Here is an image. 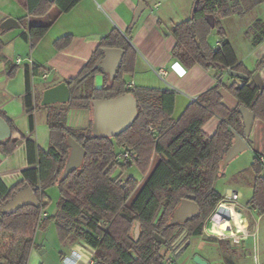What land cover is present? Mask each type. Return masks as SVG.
I'll return each mask as SVG.
<instances>
[{
	"label": "trees",
	"instance_id": "trees-1",
	"mask_svg": "<svg viewBox=\"0 0 264 264\" xmlns=\"http://www.w3.org/2000/svg\"><path fill=\"white\" fill-rule=\"evenodd\" d=\"M81 1L26 0L27 17L37 21L30 24L28 34H21L22 38L34 49L55 21ZM260 5H264V0H193L191 17L172 27L176 39L172 59L186 69L199 66L211 71L217 80V84L200 94L178 119L173 118L174 90L139 86L126 90L125 76L133 75L136 63V51L129 40L131 30L123 34L114 29L104 36L79 75L69 80L70 100L64 104L41 106L46 110L49 148L44 150L33 139L21 134L26 141L31 168L23 171L22 180L11 188L0 178L2 204L26 187L33 189L39 201L38 207H24L13 214L0 212V264H28L37 230H47L52 223L61 243L83 241L92 247L95 264H171L173 257L170 254L182 242V250H186L191 239L205 238V226L223 200L215 184L224 174V158L235 134L244 133L239 109L224 105L222 90L227 89L239 106L252 111L264 123V90L253 82L264 62L255 71H249L228 39L223 21L233 16H245ZM210 15L215 18L214 27L207 20ZM45 17L46 22H38ZM26 18L20 21L25 22ZM213 33L222 42L219 48L209 41ZM251 33L255 46L264 42V24L260 19L253 23ZM72 40L73 37L67 35L57 39L54 46L62 50ZM4 47L0 32V55ZM105 49L124 52L112 80L99 67ZM40 71L36 66L26 70L24 107L31 132L35 129V111L40 107L32 94V78L38 77ZM230 71L247 78L239 79L238 83L237 78L230 77L232 82L226 83L224 78ZM15 73L16 68H12L9 76L13 77ZM100 74H104L105 83L96 87L95 77ZM128 93L137 101L138 116L119 136L95 137L92 123L87 128L68 125L70 111H92L93 101L115 99ZM0 117L7 119L1 110ZM213 117H218L220 123L216 132L208 136L203 127ZM7 122L13 132L18 133L10 120ZM70 138L84 148L85 158L80 168L63 177L71 153ZM17 143V140H8L0 143V148L9 155L15 151ZM123 147L131 153L129 161L119 158ZM156 157L157 164L151 171ZM132 164L148 176L135 197L139 182L133 177L124 179L122 175L114 174L118 166L127 170ZM250 169L254 175V194L249 205L263 215L264 168L259 158H255ZM53 187H57L60 195L56 212L40 220L50 203V200L45 202L47 191ZM191 196L195 197L200 215L170 226L174 211ZM102 222L108 223L107 229L100 226ZM137 224L141 225L138 242L134 234Z\"/></svg>",
	"mask_w": 264,
	"mask_h": 264
},
{
	"label": "crops",
	"instance_id": "crops-1",
	"mask_svg": "<svg viewBox=\"0 0 264 264\" xmlns=\"http://www.w3.org/2000/svg\"><path fill=\"white\" fill-rule=\"evenodd\" d=\"M140 1L143 0H82L69 13L62 14L39 44L31 49L30 43L23 39L21 34L23 32L28 34L30 24L37 20L27 17L26 0H0V26L9 18L15 19L20 26L15 29L0 27L1 39L5 43L0 55V110L18 130V133L13 132L7 119L2 118L11 130V137L0 140V143L8 140L18 141L12 154L7 155L0 148V178L8 187L11 188L19 183L23 178V171L31 168L27 157L26 141L21 134L26 138L35 136L33 139L35 143L44 149L47 141L45 133L49 130L45 109H43L45 119L41 121L36 118L38 110L35 111V129L33 132L30 130L29 118L24 107V97L27 94V68L32 70L36 66L48 74V77L43 79L40 71L38 77L32 78V94L38 104L45 106L42 104L44 92L77 77L104 36L114 29H118L123 34L131 30L129 40L136 51V63L135 72L127 84H133L134 87L174 90L176 103L173 118L178 119L200 94L217 84L213 72L206 71L199 66L186 69L181 63L172 59L171 51L176 43L172 27L183 20L178 21L166 11L169 1H143L146 8L137 23L132 26L134 13ZM250 15L249 18L248 16H233L223 23L227 37L239 60L249 71L253 72L262 61L264 62V42L258 46L254 45L251 27L257 19L264 24V5L251 11ZM22 18H26L25 22L22 20L23 23L20 21ZM236 29L239 37L232 35ZM67 35L73 37L71 44L65 49L57 50L54 46L55 41ZM231 36L235 38V41ZM214 39L215 43H210L215 48L221 47L222 42L219 37L215 36ZM18 58L22 60L20 64H17ZM176 63L180 66L179 68L173 67ZM12 68H16V73L10 77L9 72ZM161 68L167 71L165 77L158 75ZM181 68L184 69L182 74L178 70ZM258 73L264 81V67ZM230 77H232L230 74L226 75L224 81L232 82ZM236 80L240 83L239 79ZM104 83V74L95 77L96 87H102ZM221 93L223 103L227 108L239 109L241 107L227 89H223ZM83 112L88 113V110ZM71 113L72 111L69 112L67 118L69 126L73 128L89 126V123L88 126H83L79 121L71 120ZM85 117L88 116L85 115ZM92 119L93 115L91 120L88 118L90 124ZM21 120H25L24 133L20 130ZM219 123L218 117L211 118L204 125V132L208 136L213 135ZM246 143L247 150L229 162L225 169L223 168L224 174L217 180L218 189H216L223 196L222 202L227 207L231 219L227 222L229 228L222 226L221 228L227 229L229 234L236 239L237 244L219 238L217 231H215L216 234L211 233L208 224L212 222L210 219L206 232L209 237H216L215 240L209 242L199 238L191 239L186 250H182L184 242L181 241L182 244L170 254L173 257L171 264H196L193 261L196 255L201 256L209 264L264 263V214L261 215L249 205L254 194V175L250 167L255 158L264 159V123L257 117ZM156 158L158 160V157ZM247 170L250 171L247 176L243 177L241 174ZM262 175L264 176V170ZM49 200L48 196L45 202ZM8 202L2 204L0 196V212ZM55 212L56 209L51 214L49 207L43 211L47 216ZM216 217L219 218L217 215ZM54 229L56 226L52 223L47 230L41 229L40 236L36 232L28 264H61L62 259L72 256L73 252L81 255L82 264H95L93 258L95 250L83 241L45 242L47 237L45 233H54Z\"/></svg>",
	"mask_w": 264,
	"mask_h": 264
},
{
	"label": "water",
	"instance_id": "water-1",
	"mask_svg": "<svg viewBox=\"0 0 264 264\" xmlns=\"http://www.w3.org/2000/svg\"><path fill=\"white\" fill-rule=\"evenodd\" d=\"M146 5L143 1L139 2V5L134 13V19L132 26H134ZM209 24L214 27L215 18L210 15L207 18ZM16 25V26H15ZM2 29H15L20 28L19 24L15 19L9 18L5 20L1 26ZM124 52L120 49H105L104 58L99 63V67L109 75L112 80L120 66ZM230 76L237 79L245 80L247 77L243 74L236 72H229ZM253 82L258 86V88L264 90V81L259 73L255 74L253 77ZM71 94L69 89V81L61 83L55 87L49 88L44 92L43 105L50 104H64L70 100ZM239 112L242 116L244 123V133L243 135L235 134L234 142L230 149L228 150L224 161L223 168L225 169L229 162L235 159L238 155L247 150V139L250 137L252 130L255 125L256 115L244 106L239 108ZM92 133L95 137L102 138H115L120 134L127 131L135 122L138 116V106L137 101L132 94H125L115 99H102L95 100L92 103ZM11 137V130L5 120L0 117V140ZM71 147L70 157L66 163L65 171L63 177L74 170L81 167L85 158L84 148L77 143L74 139L70 138L68 140ZM39 206V201L31 187H26L19 191L2 209V213L13 214L18 210L29 207ZM200 215V209L195 202V197L191 196L181 202L179 207L174 211L170 226L185 223L187 220L193 219ZM135 241L138 242L141 235V225L137 224L134 230ZM160 241H162L158 236H156ZM163 242V241H162ZM196 264H209L201 256L196 255L193 258Z\"/></svg>",
	"mask_w": 264,
	"mask_h": 264
},
{
	"label": "rangeland",
	"instance_id": "rangeland-1",
	"mask_svg": "<svg viewBox=\"0 0 264 264\" xmlns=\"http://www.w3.org/2000/svg\"><path fill=\"white\" fill-rule=\"evenodd\" d=\"M148 1H150V2L151 1L152 2L153 1H161V2L169 1L170 3H169V5H167L166 11L168 13H170L173 17H175V19H177L178 21H182V20L184 21L185 19H188L192 15V10H193L192 4H193V0H148ZM245 16H248L247 18L251 17L250 13L249 14H246ZM46 20L47 19L45 17V18L39 19L38 22L44 23V22H46ZM234 31H235V33L232 34L233 37L238 36L237 35L238 34L237 29L234 30ZM234 34H236V35H234ZM215 36H217L215 33H213L210 36L209 41L211 43H215L214 42L215 41V39H214ZM233 37H232V40L235 41V38H233ZM125 80H126V82H130L131 81V75H126L125 76ZM37 81L40 82L41 80H37ZM39 106L40 107H37L38 114H37L36 118H37L38 121H41V120H44L45 119V117L43 116V115H45V113L43 112V109L41 107L42 106L41 103H39ZM83 111H86V110H72V113L70 115V117H72L71 120L73 119V120L79 121L83 126L84 125H87L89 123L88 125L90 126L89 120H91V118H92L91 111L88 110V113L87 112H83ZM84 114L86 116H88V117H85ZM88 118H89V120H88ZM21 121H22V123L20 124L21 125L20 126V130L24 133L25 128H26L25 120H21ZM44 132H45V130H44ZM45 134H46L45 138L47 139V141H46V144H45V146L43 148H44V150H47L49 148V137H48L49 130H47ZM31 139H35V136L34 137L32 136ZM157 161H158L157 158H154L151 171L155 168V166L157 164ZM249 171L250 170H247L246 172L242 173L241 175L243 177H245V176H247V173ZM114 174L115 175H122L124 179H127L128 177H133V178H135L139 182V188H138L136 194L134 195V197L140 192V190L145 185L146 180L148 178V176H145L144 174H142L139 171V169L136 167L135 164H132L131 167L128 168L127 170H124L121 166H118L115 169ZM217 182L215 184L216 185V189H218L217 188ZM48 196H49L50 201H52L49 204V206H48L49 207V212L52 214L54 212V210L56 209V204H57V201H58V199L60 197L59 191H58L57 187H53V188L49 189ZM208 224H209V227H210L209 228L210 231H212L211 233L216 234V232H215L216 231V227L212 224V222H211V224L210 223H208ZM221 226L223 228H229L227 222L221 224ZM41 233H42V230L41 229L37 231V235L38 236H40ZM45 234H47V237L45 238V242H60L58 240V236H57L56 229H54V233H52V232H46ZM226 234H227V237H225V240H228L230 242H233L232 241V236H229L230 235L229 234V231H226ZM215 238L216 237H208V236H205V238H199V239H202L203 241L213 242L215 240ZM39 241L40 240L38 239V242Z\"/></svg>",
	"mask_w": 264,
	"mask_h": 264
},
{
	"label": "built area",
	"instance_id": "built-area-1",
	"mask_svg": "<svg viewBox=\"0 0 264 264\" xmlns=\"http://www.w3.org/2000/svg\"><path fill=\"white\" fill-rule=\"evenodd\" d=\"M155 7H158V5H155ZM22 62L21 58H18L17 59V64H20ZM179 68L180 66L176 63L173 67L175 68ZM180 71V73H184V69H178ZM41 76L43 79H46L48 77V74L46 71H42L41 72ZM158 75L160 77H165L167 75V71L163 68H161L159 71H158ZM134 88L133 84H127L126 85V90H132ZM120 160L122 161H129L131 159V153L130 151L123 147L122 148V153L120 155ZM260 162L264 168V159L261 158L260 159ZM219 216L220 220H216L215 219V216ZM47 214L45 213H42L41 214V217H40V220H43L45 218H47ZM211 221L213 223V225L216 227V231L218 232L219 234V238L221 239H225V237H227V234H226V231L227 229H222L221 228V224H223V222H229L231 219H230V216L228 215V211H227V207L225 206V204L221 201L219 203V205L216 207V209L214 210L212 216H211ZM208 225V224H207ZM207 225L205 226V229H204V232H205V236H208L207 232H206V228H207ZM101 227L107 229L108 228V223L107 222H102L100 224ZM231 236V235H229ZM209 237V236H208ZM232 241L234 244H237L236 243V239L234 237H232ZM169 263H170V259L168 258L167 260ZM61 264H82L81 263V255H79L78 253H75L73 252L72 256H67V257H64L61 261ZM260 264H264V263H260Z\"/></svg>",
	"mask_w": 264,
	"mask_h": 264
},
{
	"label": "bare ground",
	"instance_id": "bare-ground-1",
	"mask_svg": "<svg viewBox=\"0 0 264 264\" xmlns=\"http://www.w3.org/2000/svg\"><path fill=\"white\" fill-rule=\"evenodd\" d=\"M215 219H216V220H219V218H218V217H216V216H215ZM209 228H210V227H209Z\"/></svg>",
	"mask_w": 264,
	"mask_h": 264
}]
</instances>
